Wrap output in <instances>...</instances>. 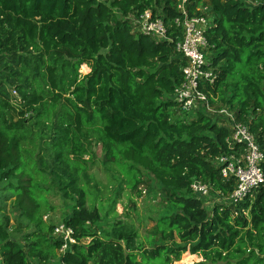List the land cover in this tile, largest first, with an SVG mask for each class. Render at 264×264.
I'll return each mask as SVG.
<instances>
[{"label": "trees", "instance_id": "16d2710c", "mask_svg": "<svg viewBox=\"0 0 264 264\" xmlns=\"http://www.w3.org/2000/svg\"><path fill=\"white\" fill-rule=\"evenodd\" d=\"M258 2L189 0L188 13L206 6L212 20L206 57L218 75L201 90L211 105L249 122L264 149V0ZM175 7L176 0H0V183L10 190L0 195V211L15 198L19 225L32 229L20 244L0 214L1 264H172L182 255L184 264L196 256L201 261L193 264H264V183L237 206L208 210L193 196L195 179L211 195L232 192L233 180L224 181L212 161L229 152V127L200 108L180 113L171 94L185 60L173 43L134 32L128 20L150 10L169 26L179 16ZM167 35L175 40L179 31L169 27ZM83 65L90 72L80 76ZM90 132L103 158L132 174L133 188L138 171L127 161L146 168L166 197L171 212L157 220L150 248L123 222L97 227L101 213L87 206L80 185L92 156ZM48 182L72 202L59 224L73 230L76 244L62 255L52 236L58 224L42 220Z\"/></svg>", "mask_w": 264, "mask_h": 264}, {"label": "built area", "instance_id": "2783aa9c", "mask_svg": "<svg viewBox=\"0 0 264 264\" xmlns=\"http://www.w3.org/2000/svg\"><path fill=\"white\" fill-rule=\"evenodd\" d=\"M235 1H243L250 8L259 4L258 0ZM189 5V0H176L175 8L179 16L174 18L169 26L161 17H154L150 10H145L139 15H129L128 20L134 32L156 43H173L174 52L185 60L186 64L181 69L182 83L171 94V99L180 113L194 115L200 108L227 122L230 133L225 143L229 152L214 157L212 161L224 181L233 180L232 192L227 196L221 192L211 195L209 185L197 179L192 182L190 188L193 196L204 201V206L211 198L214 199V203L237 206L264 183V149L256 142L250 131L249 122L238 121L235 114L227 108L215 109L210 104L208 96L201 90L206 84L212 85L218 75L206 58L208 45L205 34L211 27L212 20L206 6L197 7V13L189 15ZM169 27L179 31L175 40L167 35ZM73 235V230L64 224H58L54 228L52 236L62 242L59 254H64L70 245L76 244Z\"/></svg>", "mask_w": 264, "mask_h": 264}, {"label": "rangeland", "instance_id": "374dc122", "mask_svg": "<svg viewBox=\"0 0 264 264\" xmlns=\"http://www.w3.org/2000/svg\"><path fill=\"white\" fill-rule=\"evenodd\" d=\"M209 54V52H206L207 56ZM89 72L90 69L87 65L81 66L78 71L80 76H84ZM12 96L16 97L17 95L13 92ZM214 103L212 106L215 109L224 106L219 102ZM262 114L264 115V110ZM89 137L92 156L87 164V174L85 177H81L80 185L86 192L87 206L96 208L101 213V221L97 224V227L109 231L116 223L123 222L126 226L134 229L138 235L139 243H142L145 248H150L148 243V239L151 238L150 232L161 215L171 212L166 205V197L160 194L157 180L143 166L127 161V164L134 165V171H138L136 173L138 183L133 188L131 186L132 174L127 171V168L124 169L123 164L117 166L115 163H108L103 158L104 151L101 144L97 142L95 132H90ZM88 158V156H85L86 160ZM10 181L14 180L11 179ZM8 183L7 181L0 183V195L10 192V190L4 189ZM47 187L49 192L43 194V197L46 199L50 209L42 210V213H44L42 220L53 225L59 224L70 215L72 202L63 198L49 182ZM14 200L15 198H8L4 205V210H1L0 214L2 213L9 220L10 237L23 244L21 236L31 233L32 229L23 227L24 222L19 225ZM213 203L214 199L210 202L208 201L205 204L206 208L209 207L208 210H210ZM39 214H41V210H39ZM88 241L85 240L82 243L84 244ZM175 241L179 242L177 237H175ZM196 257L197 260L193 263L201 261L200 257ZM182 258L183 255L178 262H173L172 264H184L182 263ZM30 261L34 264H39L35 259H30ZM46 264H59V261L56 259Z\"/></svg>", "mask_w": 264, "mask_h": 264}]
</instances>
